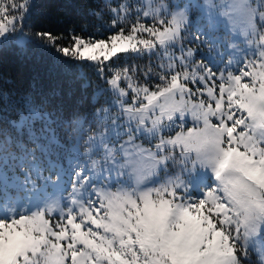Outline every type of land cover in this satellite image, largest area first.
I'll list each match as a JSON object with an SVG mask.
<instances>
[{
  "label": "snow or ice",
  "instance_id": "obj_1",
  "mask_svg": "<svg viewBox=\"0 0 264 264\" xmlns=\"http://www.w3.org/2000/svg\"><path fill=\"white\" fill-rule=\"evenodd\" d=\"M35 8L0 0V49L54 52L85 87L91 70L94 111L67 122L69 174L33 129L52 114L0 93L21 104L0 117L17 133L0 139V264H264V0H105L87 36Z\"/></svg>",
  "mask_w": 264,
  "mask_h": 264
},
{
  "label": "trees",
  "instance_id": "obj_2",
  "mask_svg": "<svg viewBox=\"0 0 264 264\" xmlns=\"http://www.w3.org/2000/svg\"><path fill=\"white\" fill-rule=\"evenodd\" d=\"M35 3L36 26L47 28L54 33L74 27L77 33L84 29V34L87 36L96 27L111 22L110 15L104 8L105 0H35ZM111 3L116 5L120 2L111 0ZM93 11L102 12V19L92 15ZM108 34L105 32L104 36ZM125 61L141 66L149 63L147 58L133 61L125 57ZM125 61L121 62L122 65ZM88 71L92 84L85 87V81L78 79L75 70L65 65L62 58L58 60L54 52L37 50L24 55L16 46L0 49V93H9L11 101L16 102L21 101L24 96L31 97L36 104L43 107L45 112L52 114V119L47 125L39 120L34 122L33 129L36 134L40 135L41 130L44 129L45 135H53L57 141L64 144L66 141L59 137L60 127L55 129L54 125L61 122V126L66 127L67 122L77 117L91 118V113L94 111L93 92L96 78L91 70ZM20 107L21 104L16 103L8 113L0 111V117L6 116L8 120H18L15 109ZM2 108L3 102L0 101V109ZM4 129L13 136L17 135L5 119H0V139L3 138ZM29 147L33 145L29 144ZM52 147L58 148L53 144Z\"/></svg>",
  "mask_w": 264,
  "mask_h": 264
},
{
  "label": "rangeland",
  "instance_id": "obj_3",
  "mask_svg": "<svg viewBox=\"0 0 264 264\" xmlns=\"http://www.w3.org/2000/svg\"><path fill=\"white\" fill-rule=\"evenodd\" d=\"M119 2H122V0H119ZM130 2L132 3H138L140 2V0H130ZM169 3H172L174 2V0H168ZM181 3H186L187 0H180ZM199 2L203 3V0H199ZM214 2L216 4H227L229 2V0H214ZM253 3H255V0H253ZM222 21H223V17L220 18ZM216 35L220 38H222V40L225 42V46L227 43H230V42H238L240 43V46L243 48L244 45L242 43V40H243V37L240 36L239 34V31L233 33L232 30H231V26L230 25H226V23L222 22L220 23L217 28H216ZM224 49L221 48V51H223ZM206 49L204 48H201L200 51L197 53V56L196 58L197 59H200V55L201 53L205 52ZM225 59H227V57H225ZM90 119V118H88ZM67 125V123H66ZM55 129H58V127H60V130H59V137L66 141V144L64 143H61L59 141H57V138H55L53 135H50L51 137H53V142L52 144L55 145L56 147L58 148H54L52 147V151H51V159L53 161H56L60 164H62V166L65 168L66 171H69V174H70V169H69V165L70 164H73V159L72 157L69 155V152H68V147H69V141H68V138H67V134H66V131H65V128L66 127H62L61 126V122L59 123H56L55 125ZM189 126H191V121H189ZM126 139V137H125ZM143 141L141 140H137V143H142ZM60 146V147H59ZM145 146H147V144L145 143ZM62 148V150H61ZM66 149V150H65ZM37 155H40L39 153H37ZM79 162L83 163L84 162V158L81 156L79 157ZM17 173H19V169L16 170ZM46 175L48 174L47 172L45 173ZM11 175V173H10ZM67 179V177H66Z\"/></svg>",
  "mask_w": 264,
  "mask_h": 264
}]
</instances>
